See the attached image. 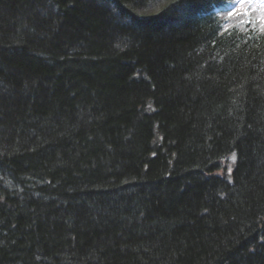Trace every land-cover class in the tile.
Listing matches in <instances>:
<instances>
[{
	"label": "trees",
	"instance_id": "16d2710c",
	"mask_svg": "<svg viewBox=\"0 0 264 264\" xmlns=\"http://www.w3.org/2000/svg\"><path fill=\"white\" fill-rule=\"evenodd\" d=\"M231 1L0 0V264H264V27Z\"/></svg>",
	"mask_w": 264,
	"mask_h": 264
},
{
	"label": "rangeland",
	"instance_id": "374dc122",
	"mask_svg": "<svg viewBox=\"0 0 264 264\" xmlns=\"http://www.w3.org/2000/svg\"><path fill=\"white\" fill-rule=\"evenodd\" d=\"M159 1V5H162V3L164 4L166 2V0L163 2L161 0ZM161 1V2H160ZM161 6H152L150 9L152 11H156L160 8ZM228 10H229V14H228V18L229 20H233L234 18H237L239 21L243 22V23H248V22H252V23H257L260 25V27H264V21H262L260 19L261 15H264V12H262L259 7H256L255 10H253L251 12L250 15H246L244 14L246 12V10L249 8L248 4H240L238 2V0H232L229 4H228ZM229 26H226V28H228ZM225 28V29H226ZM228 158H230L231 160L228 162L231 163H227L228 164V169H226V172L228 174V178L230 180H232V171L234 169V163L237 160V155L236 153L231 154Z\"/></svg>",
	"mask_w": 264,
	"mask_h": 264
},
{
	"label": "snow or ice",
	"instance_id": "6c2138e0",
	"mask_svg": "<svg viewBox=\"0 0 264 264\" xmlns=\"http://www.w3.org/2000/svg\"><path fill=\"white\" fill-rule=\"evenodd\" d=\"M240 4H248L249 8L246 10L244 14L250 15L253 10H255L256 7H259V9L264 12V0H238ZM260 19L264 21V15H261Z\"/></svg>",
	"mask_w": 264,
	"mask_h": 264
}]
</instances>
